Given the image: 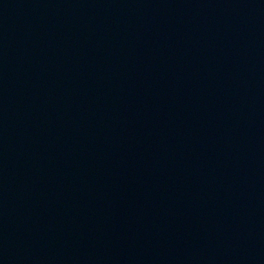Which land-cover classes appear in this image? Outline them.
<instances>
[{
    "label": "water",
    "instance_id": "obj_1",
    "mask_svg": "<svg viewBox=\"0 0 264 264\" xmlns=\"http://www.w3.org/2000/svg\"><path fill=\"white\" fill-rule=\"evenodd\" d=\"M0 264H264V0H0Z\"/></svg>",
    "mask_w": 264,
    "mask_h": 264
}]
</instances>
